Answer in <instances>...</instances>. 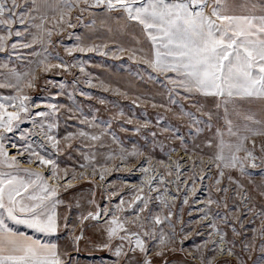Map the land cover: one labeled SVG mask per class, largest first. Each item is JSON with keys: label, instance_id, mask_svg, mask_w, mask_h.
Listing matches in <instances>:
<instances>
[{"label": "rangeland", "instance_id": "1", "mask_svg": "<svg viewBox=\"0 0 264 264\" xmlns=\"http://www.w3.org/2000/svg\"><path fill=\"white\" fill-rule=\"evenodd\" d=\"M17 2L27 8L16 11L28 15L23 23L17 20L12 25L11 36L0 26V36L6 37L0 51V84L8 85L0 87V103L7 106L6 111L16 112L19 109L13 105L19 101L8 98L24 95L28 112H20L21 119L14 122L12 131L2 133L0 144L7 159L15 157L17 165L8 167L0 157V174L35 180L23 171L30 169L57 188V199L62 201L57 206L60 231L52 237L58 240L62 253L67 247L78 264H113L116 257L97 246L106 240V221L115 214L121 221H129L126 227L147 241L154 264H202V258L206 264L213 257L216 264H236L238 259L240 264H264V136H252L244 142V148L255 155L257 167L245 161L244 175L238 167L224 168L221 164L218 169L214 160L218 145L221 139L227 143L223 138L225 119L221 107H216L220 98L189 94L169 82L179 80L175 73L148 67L142 57L150 53V46L136 24L129 22L121 30L117 20L123 22L122 13L106 15L102 8L82 12L81 4L64 16L65 23L57 25L69 2L58 0L53 12L43 16L41 30L35 25L41 24L42 16L29 11L30 0ZM17 31L20 36L15 35ZM94 45L100 46L99 51L74 50L71 55L67 51ZM132 49L136 52L130 59ZM50 65L61 67L43 70ZM29 81L31 88L27 87ZM49 104L56 106L53 115L36 116L40 111L51 112L46 107ZM201 105L203 109L198 111ZM206 112L212 114L211 120L203 114ZM50 123L55 124L51 134L60 141L59 152L44 135ZM218 129L222 137L217 135ZM81 131L88 135L80 136ZM69 134L72 139L65 142ZM32 151L55 161V177L52 167L39 164ZM28 194L41 193L33 187ZM138 196L142 199L137 200ZM105 208L109 209L107 216ZM89 211H100V219L84 223L83 239L76 251L69 247L70 236L81 234L77 217ZM156 217L160 224L155 223ZM7 222L9 227H19ZM144 230L154 231L157 238L143 236ZM161 234L169 242L164 255L156 257L152 250ZM112 244H123L124 252L131 256L129 248L135 246V238L131 242L116 238ZM221 247L225 248L222 254ZM229 248L234 255L228 256Z\"/></svg>", "mask_w": 264, "mask_h": 264}, {"label": "snow or ice", "instance_id": "2", "mask_svg": "<svg viewBox=\"0 0 264 264\" xmlns=\"http://www.w3.org/2000/svg\"><path fill=\"white\" fill-rule=\"evenodd\" d=\"M83 5L81 11L88 8H102L106 15L111 13H122L123 22L117 20L121 30L128 27L132 22L142 27L144 35L151 42V55L145 53L142 57L143 62L153 71L160 73H175L179 80L170 79L173 85H178L189 94L199 93L205 97H217L227 105L234 104L236 98L256 97L264 100V15H234L229 14L230 6L224 0H75V3L69 0L60 12L57 25L65 23L64 16L70 14L74 7ZM33 8L29 11H38L36 0H32ZM253 9L256 7L252 6ZM27 5H21L17 0H0V26L8 29L9 36L12 35V25L17 22L23 23L27 12L17 9H25ZM264 11V9H262ZM45 17H41V24L35 27L43 30ZM104 23V21H101ZM95 21H93V25ZM69 26H72L69 24ZM91 27V26H90ZM15 35L20 36V32ZM47 35H52L48 30ZM79 40L80 37H77ZM6 37L0 36V51L4 50ZM139 43V41H137ZM28 47L29 45H24ZM16 45H13L15 48ZM100 46L91 47L77 46L75 49H67L68 54L72 51H99ZM125 51V49H121ZM134 58L136 49L130 50ZM103 55L104 53H100ZM47 59V58H45ZM43 64L44 61H41ZM50 67H61V65L46 66L43 70L47 71ZM83 71V68H81ZM33 79L35 77L33 76ZM8 85L0 84V87ZM33 85L29 81L27 87ZM18 87V86H17ZM171 91V89L169 90ZM9 100H18L19 111L8 112L6 105L0 103V139H3V132L12 131L15 127V121L20 120V112L27 113L28 107L25 101L28 99L24 95L8 98ZM51 112L40 111L36 113L38 117H48L53 115L56 109L55 105H46ZM220 107V103L216 104ZM203 105L198 109L201 111ZM235 110V109H234ZM211 120L210 112L203 113ZM190 115V114H186ZM237 115L240 113L237 111ZM228 108L225 107V123L228 125L230 135L238 136L233 131L232 121L227 119ZM245 120H251V116H244ZM35 123V121H33ZM41 131L44 132V125L41 124ZM55 124L47 125V132H44L46 139L52 148L57 152L60 151V141L52 135ZM211 127V125H209ZM251 131L250 129H248ZM80 136L88 134L81 131ZM217 135L222 137L220 130ZM252 135L264 136V131H253ZM92 140H98V136H91ZM65 142L72 139V135L66 136ZM115 139V138H114ZM247 136L238 137V143L235 145H225L223 139L218 145L219 151L214 157L217 161V168L221 164L224 168H239L242 175L246 174L244 162L252 161L250 167L255 168L256 157L252 151L244 148V142ZM211 143L208 147H211ZM15 147V145H13ZM71 147V144H68ZM228 147L230 153L224 155V148ZM244 152L245 155L240 157L238 153ZM261 152L264 153V146H261ZM31 156L36 157L39 164L52 167V175H57V166L55 161L45 159L39 153L32 151ZM135 155V153H132ZM7 152L3 144H0V157H3V163L8 167L17 165V160L13 157L10 161L7 159ZM87 159V157H85ZM32 162L31 160L29 161ZM83 167V165H82ZM29 178L36 177L35 180L13 176L11 173L0 174V264H78L73 260L68 248L63 253L57 243L43 242L25 235L23 232L13 231L6 221H11L17 225H24L35 233L45 236H53L60 231V217L57 213V206L62 201L57 199V188L49 186L43 182L41 173L32 172L30 169H24ZM147 171V169H145ZM224 172L220 171V176ZM75 178V177H73ZM103 179V174L101 175ZM231 180V177H229ZM217 179L216 183L220 184ZM37 187L40 189V195H31L29 189ZM227 192V189H223ZM264 195V192L261 193ZM137 200L142 199L136 197ZM121 200V205H123ZM211 203V201H209ZM146 206V202H145ZM77 207H80L77 204ZM120 206H117L119 208ZM144 209H141L143 211ZM107 216L109 209H103ZM100 211H89L87 215L81 214L77 219L80 221L81 234L70 236L69 247H74L79 251V241L83 239V225L88 220L99 221ZM67 216L64 217V227L67 228ZM129 221H121L115 214L110 220L106 221L104 231L106 240L101 241L99 247L101 250H107L116 257L113 264H154L153 258L149 255L150 249L147 241L142 239L140 233L131 232L126 224ZM155 223L160 224L161 219L155 218ZM215 227V225H213ZM143 228V225H141ZM264 231V225H262ZM235 233V229H233ZM124 233L125 235H121ZM143 236L156 239L155 232L143 231ZM116 238L123 241L128 239L131 242L135 238V246L129 248L132 253L128 256L124 252L123 244L113 245L112 241ZM159 243L153 251L156 257L164 255V248L169 241L161 234L158 237ZM221 242H224L225 236L220 235ZM248 246L245 245V248ZM264 251V245L261 248ZM222 254L225 248L219 249ZM139 253V255H137ZM228 256L234 255L231 248L227 249ZM64 257H67L65 259ZM202 264H204L202 258ZM206 264H216L215 257L208 259ZM225 264H230L226 261ZM236 264H240L239 259Z\"/></svg>", "mask_w": 264, "mask_h": 264}, {"label": "crops", "instance_id": "3", "mask_svg": "<svg viewBox=\"0 0 264 264\" xmlns=\"http://www.w3.org/2000/svg\"><path fill=\"white\" fill-rule=\"evenodd\" d=\"M212 1L214 0H209L210 3H212ZM57 2L58 0H36V6L39 7V10L34 12L39 16L49 15L56 8ZM224 2L230 6L229 14L255 15V16L264 15V11H262V9H264V0H224ZM30 4L31 7L33 8L32 0H30ZM253 5L256 6L254 9L252 7ZM136 25L142 31V36L144 40L149 43L150 46L149 55H151V51H152L151 42L144 35L142 27L138 24ZM220 107L224 119H225V107L228 108L227 119L232 121L233 131L238 134V136L230 135L228 132V125L225 123V130H224L225 135H223V138H225V141H227V143L224 142L225 145H229V144L234 145V143H238V137L247 136L248 138H250L254 136L252 135L253 131H264V100L256 97H248L243 99L236 98L234 100V104L229 103L225 105L220 99ZM237 111L240 113V115H237ZM244 116H251L252 119L245 120ZM248 129H250L251 131H249ZM224 152H230V149L228 147H225ZM18 226L19 227L17 228L14 227H10V228L16 232H23L25 235L30 236L34 239H38L43 242L57 243L59 245L58 240L54 239L52 236H45L40 233H35L24 225H18Z\"/></svg>", "mask_w": 264, "mask_h": 264}, {"label": "bare ground", "instance_id": "4", "mask_svg": "<svg viewBox=\"0 0 264 264\" xmlns=\"http://www.w3.org/2000/svg\"><path fill=\"white\" fill-rule=\"evenodd\" d=\"M68 184H70L69 182H68ZM71 185V184H70Z\"/></svg>", "mask_w": 264, "mask_h": 264}]
</instances>
